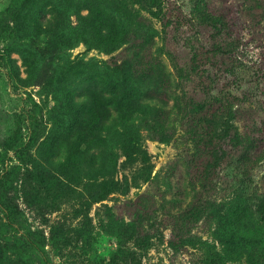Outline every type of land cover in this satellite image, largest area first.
<instances>
[{
  "label": "rangeland",
  "instance_id": "374dc122",
  "mask_svg": "<svg viewBox=\"0 0 264 264\" xmlns=\"http://www.w3.org/2000/svg\"><path fill=\"white\" fill-rule=\"evenodd\" d=\"M253 1L210 2L229 60L147 0H0V264H264Z\"/></svg>",
  "mask_w": 264,
  "mask_h": 264
},
{
  "label": "trees",
  "instance_id": "16d2710c",
  "mask_svg": "<svg viewBox=\"0 0 264 264\" xmlns=\"http://www.w3.org/2000/svg\"><path fill=\"white\" fill-rule=\"evenodd\" d=\"M151 5L159 6L161 9L165 10V15L167 16V19L169 20V23L172 25H179L181 24L186 31H189V29L195 27L199 28L200 32L202 28L208 30V34H210L209 37H211L210 42V49L206 52L207 54H210V57H215L218 54L222 55L224 59H229L233 57L235 49L238 47L239 39L235 37L233 30L231 29V23L232 18H227L225 14L221 10H216L210 8V2L212 0H199L196 3H194V15L191 14V12L188 10L187 4L184 2V0H147ZM231 3V2H230ZM234 3V2H233ZM262 4H264V0H254L252 5L256 8H261ZM250 6V7H251ZM197 26V27H196ZM194 28V29H195ZM198 32V30L196 31ZM203 58V57H202ZM152 62H150L151 66L148 67L149 72L147 74L145 73L143 75L142 80L148 81L149 83L155 81L158 77L161 78L162 84L163 82H166V73L164 71V67L156 58H151ZM194 60L197 62V53L195 51L194 53ZM197 65V64H196ZM195 65V67H197ZM153 85H157L156 82H153ZM234 83V82H233ZM237 84V85H236ZM235 85L237 89H240V83H236ZM245 95H249L247 92H243ZM149 109V114H146L145 120H153L157 121L156 119L161 116H167V111L159 106H150L147 105ZM235 133V130L233 131V134ZM35 137L30 135L29 139L27 141V146L32 147L34 143ZM204 182L206 180H210V177H206L203 174ZM204 185V184H203ZM5 215L7 216L8 223L13 222L10 218V215L5 212ZM264 215V213H263ZM263 218V217H262ZM28 240L31 244H34V242L31 240L30 237H28ZM41 255L44 260H46V257L41 250Z\"/></svg>",
  "mask_w": 264,
  "mask_h": 264
}]
</instances>
